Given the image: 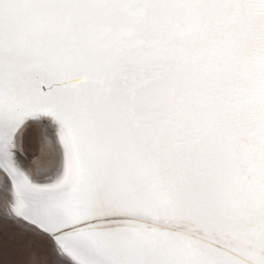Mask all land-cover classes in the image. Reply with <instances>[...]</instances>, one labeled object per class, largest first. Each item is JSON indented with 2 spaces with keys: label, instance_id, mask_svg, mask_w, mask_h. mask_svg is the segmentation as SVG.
Instances as JSON below:
<instances>
[{
  "label": "snow or ice",
  "instance_id": "1",
  "mask_svg": "<svg viewBox=\"0 0 264 264\" xmlns=\"http://www.w3.org/2000/svg\"><path fill=\"white\" fill-rule=\"evenodd\" d=\"M0 196L56 264H264V0H0Z\"/></svg>",
  "mask_w": 264,
  "mask_h": 264
},
{
  "label": "rangeland",
  "instance_id": "2",
  "mask_svg": "<svg viewBox=\"0 0 264 264\" xmlns=\"http://www.w3.org/2000/svg\"><path fill=\"white\" fill-rule=\"evenodd\" d=\"M32 125L24 134L25 149L18 146L19 144L16 148L21 163L29 169L35 166L42 150L40 141L42 124L37 122ZM3 214L0 212V264H56L51 244L46 237L30 228L7 221Z\"/></svg>",
  "mask_w": 264,
  "mask_h": 264
},
{
  "label": "bare ground",
  "instance_id": "3",
  "mask_svg": "<svg viewBox=\"0 0 264 264\" xmlns=\"http://www.w3.org/2000/svg\"><path fill=\"white\" fill-rule=\"evenodd\" d=\"M41 124H42V127L40 128V141H41V149L42 150H41V155L37 159L35 166L32 167V170H35L38 166H40L46 160V158L49 155L54 154V151H55L53 142L50 141L48 139V137H46V135H45L46 129H45L44 124L43 123H41ZM31 126H33V125H31ZM30 128H32V127L22 128L21 131L19 132V134L17 135V144H19L18 146L22 147L23 150L25 149L24 134L26 133V131H28V129L30 130ZM20 163H21V161H20ZM22 166L26 167L24 164H22ZM7 211H8L7 200L4 197L0 196V212H2V214H3Z\"/></svg>",
  "mask_w": 264,
  "mask_h": 264
}]
</instances>
